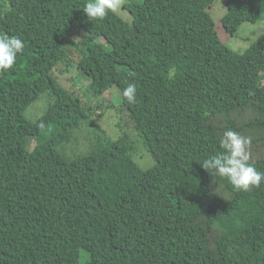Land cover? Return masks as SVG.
I'll return each instance as SVG.
<instances>
[{
    "label": "trees",
    "instance_id": "16d2710c",
    "mask_svg": "<svg viewBox=\"0 0 264 264\" xmlns=\"http://www.w3.org/2000/svg\"><path fill=\"white\" fill-rule=\"evenodd\" d=\"M217 1H132L129 25L88 19L86 0H0V35L25 42L0 71V264H264V182L238 191L200 165L232 129L252 138L264 172V34L232 51L206 11ZM262 17L264 0H227L221 23L234 35ZM74 32L86 92L134 84L135 103L121 96L120 110L135 143L148 152L177 140L151 167L133 161L123 130L112 140L95 128L92 148L73 156L59 149L93 126L53 76ZM44 93L51 102L32 123L24 112Z\"/></svg>",
    "mask_w": 264,
    "mask_h": 264
},
{
    "label": "rangeland",
    "instance_id": "374dc122",
    "mask_svg": "<svg viewBox=\"0 0 264 264\" xmlns=\"http://www.w3.org/2000/svg\"><path fill=\"white\" fill-rule=\"evenodd\" d=\"M137 1V0H122L121 10L114 13L120 17L127 24L132 23V16L129 11L124 7L125 4ZM227 0H219L216 3L206 7V11L211 16L215 32L219 39L232 51L236 53H244L251 45H253L257 39L264 34V17L255 23L244 22L241 24L237 33L229 35L225 32L221 19L225 13V4ZM80 32H74L70 36V43L65 46L66 52L70 59V63L65 65H59L53 71V76L57 82L66 90L73 93L78 97L86 107H90L93 115L91 116V122L93 126L87 125L80 129L78 133H73L75 138H72V142L59 147L62 152H65L68 156H73L79 153H83L86 149H90L93 146L92 143H87V136H93L95 128L105 132L112 140H116L121 130L128 134L127 138L132 142L134 151L132 152L133 161L143 170L151 167L155 159L160 158L167 153L171 148L175 146L177 140L170 137H162L157 142L150 145V151H146L135 143L140 138L134 133L131 125L127 122L126 114L120 110L121 107V95L116 87H112L100 97H92L91 94L86 92V87L89 80L86 76L80 75L77 70V61L79 55L77 53V44L80 41ZM261 87L264 88V77L260 80ZM46 94V95H45ZM51 99L47 93L42 94L36 102L30 105L24 112L25 117L30 122H35L47 109ZM101 105L100 109H96V105ZM141 142V141H140ZM36 144L34 138L28 139L29 149H32Z\"/></svg>",
    "mask_w": 264,
    "mask_h": 264
},
{
    "label": "clouds",
    "instance_id": "9594fccd",
    "mask_svg": "<svg viewBox=\"0 0 264 264\" xmlns=\"http://www.w3.org/2000/svg\"><path fill=\"white\" fill-rule=\"evenodd\" d=\"M121 7L122 0H86L83 13L88 19H103L109 13L118 12ZM24 48L25 42L19 36L0 35V71L11 69ZM120 95L129 104H134L137 98L136 86L129 83L120 91ZM218 143L223 151L204 159L200 164L203 169L211 175L226 178L238 191L247 192L264 182V172L257 170L252 158L250 136L227 129Z\"/></svg>",
    "mask_w": 264,
    "mask_h": 264
}]
</instances>
